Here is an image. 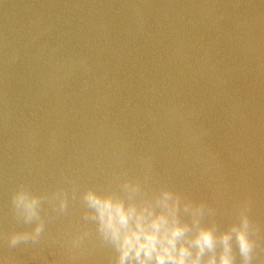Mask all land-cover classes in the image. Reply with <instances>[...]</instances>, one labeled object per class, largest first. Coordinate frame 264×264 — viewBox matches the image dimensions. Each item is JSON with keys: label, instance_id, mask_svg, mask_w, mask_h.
<instances>
[{"label": "water", "instance_id": "water-1", "mask_svg": "<svg viewBox=\"0 0 264 264\" xmlns=\"http://www.w3.org/2000/svg\"><path fill=\"white\" fill-rule=\"evenodd\" d=\"M163 189L218 231L246 214L264 264V3L0 0V259L112 264L85 193ZM38 223V241L11 243Z\"/></svg>", "mask_w": 264, "mask_h": 264}, {"label": "clouds", "instance_id": "clouds-1", "mask_svg": "<svg viewBox=\"0 0 264 264\" xmlns=\"http://www.w3.org/2000/svg\"><path fill=\"white\" fill-rule=\"evenodd\" d=\"M264 3V0H261ZM13 60L16 57L12 58ZM130 193L138 185H125ZM91 218L102 239L115 250L112 264H235L233 245L238 247L241 264H252L257 241L253 239L250 220L243 212L237 223L218 231L215 225L201 223L205 206L185 202L180 195L163 189L154 197L135 200L100 195L89 190L84 196ZM14 204L26 221L37 217L38 199L23 188L15 193ZM61 210L67 203L61 202ZM190 213L189 223L181 213ZM44 231L38 223L32 232L14 234L13 245L21 241L36 242ZM87 232L78 233L72 241L78 248ZM0 264H5L0 259Z\"/></svg>", "mask_w": 264, "mask_h": 264}]
</instances>
